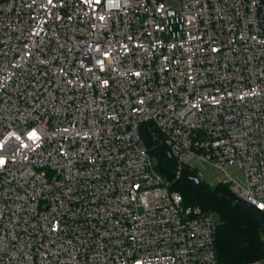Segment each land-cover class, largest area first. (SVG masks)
Here are the masks:
<instances>
[{
  "label": "built area",
  "instance_id": "1",
  "mask_svg": "<svg viewBox=\"0 0 264 264\" xmlns=\"http://www.w3.org/2000/svg\"><path fill=\"white\" fill-rule=\"evenodd\" d=\"M102 1L0 0V264H223L141 126L264 215V0Z\"/></svg>",
  "mask_w": 264,
  "mask_h": 264
},
{
  "label": "trees",
  "instance_id": "2",
  "mask_svg": "<svg viewBox=\"0 0 264 264\" xmlns=\"http://www.w3.org/2000/svg\"><path fill=\"white\" fill-rule=\"evenodd\" d=\"M141 126V133L148 149L156 159V168L171 190L183 194L186 204L198 205L206 212H216L218 222L215 232V246L220 263L240 264L264 257V234L262 223L249 209L237 206L236 194L228 182L219 181L214 185L203 181L199 188L189 179L176 176V162L169 156L161 160L156 148L164 146L159 133L157 136L148 127Z\"/></svg>",
  "mask_w": 264,
  "mask_h": 264
},
{
  "label": "rangeland",
  "instance_id": "3",
  "mask_svg": "<svg viewBox=\"0 0 264 264\" xmlns=\"http://www.w3.org/2000/svg\"><path fill=\"white\" fill-rule=\"evenodd\" d=\"M199 169L197 170V173L200 177V179L205 181L206 183H209L211 185H214L215 183L219 181H230L229 175L237 180L240 184L245 185L246 179H245V171L242 167H239L238 165H232L227 168V171L222 170L218 168L217 166L213 164H198ZM229 173V174H228Z\"/></svg>",
  "mask_w": 264,
  "mask_h": 264
},
{
  "label": "water",
  "instance_id": "4",
  "mask_svg": "<svg viewBox=\"0 0 264 264\" xmlns=\"http://www.w3.org/2000/svg\"><path fill=\"white\" fill-rule=\"evenodd\" d=\"M156 151H157V153H158V155H159V157H160L161 160H165L166 159V152H165V149H164L163 146H158L156 148ZM182 176L184 178L189 179L190 181H192L199 188H203L204 183L200 179V177H199V175H198L197 172H195L193 170H187V169H185V170L182 171ZM235 204L237 206H240V207L249 209L250 212L252 214H254L261 223L264 221V215L257 208H255L254 206H252V205H250V204H248L246 202L240 201V200H237L235 202ZM262 231H263V234H264V229Z\"/></svg>",
  "mask_w": 264,
  "mask_h": 264
}]
</instances>
